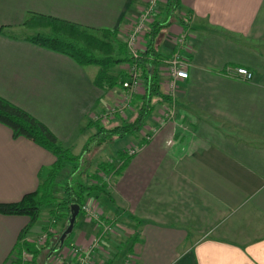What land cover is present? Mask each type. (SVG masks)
Wrapping results in <instances>:
<instances>
[{
  "label": "crops",
  "instance_id": "crops-1",
  "mask_svg": "<svg viewBox=\"0 0 264 264\" xmlns=\"http://www.w3.org/2000/svg\"><path fill=\"white\" fill-rule=\"evenodd\" d=\"M146 1L0 3L22 27L32 15L51 17L94 32L115 31L117 42L125 43ZM153 22L161 27L162 59L177 51L175 38L189 31L181 52L188 78L177 85L175 122L130 157L109 195L102 194L106 202L100 194L88 197L103 221L123 228L94 257L103 264H123L127 254L132 264H264V0H178L176 7L162 0ZM3 26L10 25L0 26V97L41 122L58 143L76 146L83 130H93L91 115L122 89H98V69L34 45L27 40L32 36L13 37ZM147 42L144 37L139 50ZM118 67L123 73L127 65ZM235 67L249 70L252 81L226 76ZM167 104H157L142 129L157 127ZM139 134L112 143L111 157L143 143ZM55 161L0 124V203L37 191ZM73 214L71 209L56 221L41 215L26 240L34 244L49 227L53 233L32 264H50L61 250L88 246L98 226L81 211ZM28 223L26 216L0 215V264H7Z\"/></svg>",
  "mask_w": 264,
  "mask_h": 264
},
{
  "label": "trees",
  "instance_id": "trees-1",
  "mask_svg": "<svg viewBox=\"0 0 264 264\" xmlns=\"http://www.w3.org/2000/svg\"><path fill=\"white\" fill-rule=\"evenodd\" d=\"M169 1L171 6L176 7L178 0ZM23 27L33 31L43 29L51 32V36L48 37L35 35L28 38L30 43L67 56L80 66L96 67L98 71L94 85L98 89L107 90L118 86L122 89V84L128 75L124 72L119 76L112 75V71L122 64L136 66L139 70L142 88L141 93L132 99L133 111L130 117L127 120L116 118L117 122L108 127H102L99 123L91 121L89 126L96 129V135L89 139L84 151L87 150L89 143L94 141V145L98 146L116 139L137 138L156 105L170 102V98L160 91L158 68L162 62V56L159 53L161 27H158L156 23L151 24L150 31L145 35L148 37L146 47L143 51H138L136 59L128 54L126 42L117 43L118 33L115 31L94 32L51 17L35 15L28 17L23 22ZM0 124L10 129L13 138H26L56 158L37 191L24 195L15 203H0V215L29 218V223L20 232L11 254H20L25 250L31 254L34 261L41 254V249L47 247L48 242L44 247L38 248L35 244L29 243L26 236L42 213L47 211L51 220L56 221L67 216L72 206H78L80 209L90 195H109L107 183L104 179L102 180V175L106 176L114 172L115 167L109 162L99 163L94 174L89 176L90 181L96 182V185L84 186L77 183L73 186L71 183H66L61 187L63 197L59 199L56 197V189L59 188L57 178L68 163L78 161L80 156L73 155L70 150L59 145L48 128L29 113L1 97ZM119 157L125 162L117 174L130 159L125 153Z\"/></svg>",
  "mask_w": 264,
  "mask_h": 264
},
{
  "label": "built area",
  "instance_id": "built-area-1",
  "mask_svg": "<svg viewBox=\"0 0 264 264\" xmlns=\"http://www.w3.org/2000/svg\"><path fill=\"white\" fill-rule=\"evenodd\" d=\"M162 0H147L145 7L139 15L135 24L130 28L126 38V46L130 57H138L139 45L145 35L150 31L153 18L157 12L158 6ZM189 31L184 30L175 38V47L177 51L168 57H164L159 67V71L165 81L160 84L163 88V94L170 98L167 109L163 110L161 117L157 120V127H150L142 132L141 140L143 143L135 145L125 152L127 157H133L140 152L143 145L149 142L158 131L168 122H175V93L177 85L188 78V62L184 59L181 52L185 48ZM124 73L128 78L122 84V95L119 104L109 107L108 109L91 115V121L103 125L108 120L114 118H123L129 111L132 99L142 88L139 78V70L136 66L127 65ZM226 76L239 79L244 82H250L253 74L243 68L235 67L226 71ZM93 202L87 200L81 207L80 211L89 220H92L98 226L97 234L92 238L88 246L84 248L71 247L66 251H59L50 259V264H103L95 259V254L102 250L104 243L109 237L122 234L123 228L114 221H103L100 213L98 214ZM53 233L52 227L47 228L37 237L34 244L38 247H44L48 242L49 236ZM32 256L23 250L20 254H11L7 264H32ZM131 255L127 254L123 264H132Z\"/></svg>",
  "mask_w": 264,
  "mask_h": 264
},
{
  "label": "rangeland",
  "instance_id": "rangeland-1",
  "mask_svg": "<svg viewBox=\"0 0 264 264\" xmlns=\"http://www.w3.org/2000/svg\"><path fill=\"white\" fill-rule=\"evenodd\" d=\"M9 11H10V9L8 7L3 6L0 3V26H2L3 24H9L10 26H3V28L11 36L17 37V38H26V37L35 36V35H42V36H47V37L51 36V32L49 30L41 29V30L33 31V30L25 29L24 27H22L18 24L19 18H17L16 15L12 14ZM90 69H91L90 71H92L93 69H97V68L94 66H91ZM120 71L121 70L118 67L117 69L112 71V73H113L112 75L113 76L114 75L119 76L118 74L120 73ZM140 92L138 93V95L140 94ZM121 98H122L121 96H117V97H114L112 99L106 98L105 99L106 100L105 101L106 107L104 108V110L108 109L109 107H112L114 105L119 104ZM164 104H166V103H164ZM132 111H133V109L130 105V109L128 112L125 113V115L123 116V119L127 120L130 117V114L132 113ZM94 114H96V113H94ZM116 122H117L116 118L108 120L106 123H104L102 125V127L112 126ZM94 123H96V122H94ZM92 128H93V130H91V134L89 131L87 132V131L83 130L82 134L78 135L77 141H76L77 145L74 147H68V146L62 145L61 143H58L63 148L70 150L73 155L80 156V159L78 161H75L74 163L73 162L68 163L67 167L64 169V171L62 173L59 174V176L57 178V183H58L59 188L56 189V197H58L59 199H61V197H63L61 187L63 185H65L66 183H71V185H73V186H75V184H77V183H81L84 186L96 185L97 184L96 182L90 181L89 176L93 175L95 170H96L97 165L99 163H103V162L112 163L115 167V170H113L115 173L111 172L109 175H106V176L102 175V180L104 179V181L107 183V192H108L109 189H111L115 175H117L119 170L124 165L125 160L123 158L118 156V157H114L115 158L114 159L113 157H111L110 145L118 139L113 140L112 142H110L108 144L106 143V144H102V145H98V146L94 145V142H95L94 141L91 144L89 143L86 151L82 150V147H83L82 142H84V140L87 138L86 136H89L88 134H90V138H93L96 135V129L94 127H92ZM141 131L143 132V131H145V129H142ZM142 132H140V133H142ZM139 136L141 137L140 134H139ZM130 148H131V146L128 148H125L123 151V154ZM98 200H100V201L104 200L105 202L107 201V199L103 195H98ZM98 203H99V201H98ZM94 207H95L97 213L99 214V210H98L97 206L94 205ZM43 216H45V217L48 216L47 211H44L42 213V217ZM49 218H50V216H49ZM39 262L41 263V261H39Z\"/></svg>",
  "mask_w": 264,
  "mask_h": 264
},
{
  "label": "water",
  "instance_id": "water-1",
  "mask_svg": "<svg viewBox=\"0 0 264 264\" xmlns=\"http://www.w3.org/2000/svg\"><path fill=\"white\" fill-rule=\"evenodd\" d=\"M71 209L74 211V214H73L74 216H75L76 213H78V211L80 210L78 206H72ZM74 216H73V217H74ZM62 240H63V237H62V239H61V242H62Z\"/></svg>",
  "mask_w": 264,
  "mask_h": 264
}]
</instances>
